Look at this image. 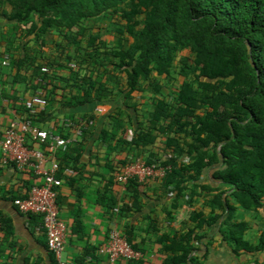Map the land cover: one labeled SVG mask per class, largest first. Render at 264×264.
<instances>
[{
    "label": "trees",
    "instance_id": "trees-1",
    "mask_svg": "<svg viewBox=\"0 0 264 264\" xmlns=\"http://www.w3.org/2000/svg\"><path fill=\"white\" fill-rule=\"evenodd\" d=\"M2 19L11 22L13 39L7 38L5 51L0 48V58L10 55L17 78L21 71L31 70L34 93L42 91L48 102L56 99L57 77L71 90L79 89L67 102L72 107L105 104V96H114L113 84H118V94L128 107L135 90L144 92L148 86L155 92L147 105V120L135 121L132 138L121 141L129 147H147L164 137L165 146L174 149L166 159L152 150L142 159L146 164L159 161L166 168L161 186L173 198L172 209L166 211L169 216L197 196L211 208L208 215L193 210L189 217L193 226L186 231L161 235L164 264H205L196 255V243L207 246L204 231L219 222L225 225L224 240L235 254L264 252V230L252 244L246 238L247 221L235 220L238 205L264 208V0H0ZM102 21L108 22L106 33H113L111 45L101 36L88 35V22ZM50 45L57 57L45 55ZM183 49L195 57L182 59L177 71L174 61ZM13 50L24 56L14 57ZM62 69L69 70V76L59 75ZM122 73L127 75L125 81ZM176 74L183 77L178 86ZM164 87L169 94L162 95ZM23 115L31 116L26 107ZM32 117L39 122L46 112L39 109ZM111 117L121 122L120 117ZM129 117L133 121L130 113ZM95 118L92 115L89 121ZM91 133L85 128L82 140L58 153V178L65 168H77L80 152H75ZM115 136L106 129L101 135L111 149ZM130 160L126 156L110 166L113 175L100 191L98 201L110 217L116 213L130 217L140 209L138 201L130 204L114 193L117 184H124L115 165L122 171ZM67 178L73 184V178ZM33 185L26 182V191L13 200L27 197ZM124 185L126 195L137 193L139 177H130ZM29 216L42 223L40 216ZM151 225L155 227L154 220ZM122 232L139 249L134 226L127 224ZM46 246L49 250L47 239ZM98 251L92 250V258L97 259ZM90 254L81 263L86 264Z\"/></svg>",
    "mask_w": 264,
    "mask_h": 264
},
{
    "label": "crops",
    "instance_id": "crops-1",
    "mask_svg": "<svg viewBox=\"0 0 264 264\" xmlns=\"http://www.w3.org/2000/svg\"><path fill=\"white\" fill-rule=\"evenodd\" d=\"M12 24L8 20H0V48L5 51L7 38L10 36ZM56 40L59 39L55 35ZM104 39L105 36H104ZM20 41V40H19ZM27 39L25 42H28ZM23 43V46H24ZM17 43L16 45H18ZM32 47L33 42L27 44ZM14 57L24 56L23 52H14ZM47 57H57L59 55L55 47L45 49ZM3 58H0V132H2L12 121L21 120L25 105L24 101L34 94L35 78L32 71L23 70L21 77L17 78L18 68L14 60L10 59L8 66L3 65ZM59 75L69 76V70L62 69ZM126 73H122L123 80H126ZM59 85L56 90V99L47 103L44 108L46 117L35 124L41 128H52L62 135H73L76 126L69 125L84 122L87 130L92 131L84 144L77 147L80 152L77 168H65L64 176L61 178L59 191V214L61 219L67 225V244L64 257L72 264H83L81 258L87 255L86 264H109L107 256L100 253L97 259L92 258V250L99 249L106 241L111 229L118 228L123 231L127 224L135 228V240L143 256L130 264H164L166 257L161 252V244L158 239L165 233L173 235L176 231H186L193 226L190 222V213L193 210H202L206 215L210 214L211 208L204 204V197H195L191 205L183 204L178 210L173 211V216H169L166 211L172 209V195L164 193L161 186L162 177H147L140 180V186L137 193L126 195V185L117 184L114 187V193L119 192L120 197L132 204L138 201L140 209L133 212L130 217H120L118 213L111 216L106 213L98 199L100 191L106 187L113 171L110 166L114 165L120 159L128 156L130 159L139 157L147 158L150 151H157L163 159L161 152H173V148H168L164 144V137L158 138L153 146L129 147L122 143V139H131L135 129V121H146L148 118L147 107L144 117L141 116V108L144 106L142 95H136L133 92L130 107L125 104L126 99L118 94V84L111 85L113 97L102 101L108 106L106 111H98L96 103H87L83 106L72 107L67 102L73 93H79V89L71 90L66 83L59 77L56 78ZM116 85V86H115ZM52 88V85L49 86ZM117 87V88H116ZM65 88V89H64ZM152 98V97H151ZM148 105V104H147ZM43 110V109H42ZM130 115L133 121L130 120ZM96 116L91 120V116ZM111 116L121 118L120 123H116ZM84 128V129H85ZM109 131V136H115L113 140V149L109 142L102 139V131ZM130 134V135H129ZM83 135L79 141L82 140ZM37 146V144H34ZM116 147V148H115ZM169 157V156H168ZM167 157V158H168ZM46 166H50V162ZM117 171L121 168L115 165ZM70 169V170H68ZM67 177L73 178L71 184ZM208 178L207 172L205 177ZM42 177L32 168L23 170L18 169L14 164H3L0 162V264H52V256L46 246V235L38 231L35 227L37 217L26 215L19 211L14 203L13 197L26 191L25 183L38 184ZM126 195V197H125ZM234 203H237L233 199ZM122 201H120V204ZM39 216V215H35ZM78 220L81 226H78ZM155 221V227H152L151 221ZM235 220L247 221L249 229L246 238L256 244L264 230V208L256 210L254 208H245L237 206ZM6 230L2 228L3 223ZM225 225L220 222L208 227L206 232V244L196 243L198 255L205 264H258L264 263V252H245L235 254L227 241L224 240L222 230ZM7 232V233H6ZM210 243V244H209ZM206 254V257L204 255ZM127 261L120 259L116 264H127ZM199 264V263H196Z\"/></svg>",
    "mask_w": 264,
    "mask_h": 264
},
{
    "label": "built area",
    "instance_id": "built-area-1",
    "mask_svg": "<svg viewBox=\"0 0 264 264\" xmlns=\"http://www.w3.org/2000/svg\"><path fill=\"white\" fill-rule=\"evenodd\" d=\"M10 55L4 54L2 63L10 64ZM47 70L46 67L43 68ZM48 100L42 91L32 94L24 101L25 107L31 116H22L21 120L12 121L2 132H0V156L3 164H16L18 169L32 168L42 179L38 184L32 186L25 198L15 199L14 203L19 211L29 215H39L42 223L35 228L45 231L49 250L54 254L55 264H72L65 257L67 244V225L59 214V191L61 178L57 177L60 169L57 155L69 146L77 143L84 133V122L69 125L76 126L73 135H62L52 128H41L37 126L32 115L37 114L47 106ZM98 111H106L108 106L98 104ZM37 146L30 147V143ZM45 146V148H42ZM50 162V166H46ZM70 170V169H68ZM71 171V170H70ZM166 168L159 161L146 164L141 158L130 160V164L122 171L116 173L118 180L124 184L133 176L139 180L147 177H163ZM98 253L109 258V264H116L120 259L138 260L143 256L140 249H135L126 235L118 228L110 230L106 243L99 248Z\"/></svg>",
    "mask_w": 264,
    "mask_h": 264
},
{
    "label": "rangeland",
    "instance_id": "rangeland-1",
    "mask_svg": "<svg viewBox=\"0 0 264 264\" xmlns=\"http://www.w3.org/2000/svg\"><path fill=\"white\" fill-rule=\"evenodd\" d=\"M88 25H89L88 35L89 34L95 35V36L97 35V36H101L103 38L105 36L107 43L110 45L113 44V38H114L113 33L111 31L106 33V28L108 25L107 21L95 22V23L94 22H88ZM129 38H130V41H133V39L131 37H129ZM188 55L191 57V59H193L195 57V53L194 52L191 53L188 49H183V50H180L178 52L177 59L174 61L175 65L177 66V68H176L177 71L181 66L182 59H184ZM124 76H126V74H124ZM182 80H183V77L179 76V74H176L175 79H174V84L176 86H178ZM169 92H170V90L166 87H164L162 89V95H167V94H169ZM136 95H138V96L142 95V97H143L142 99L145 102L144 106L140 107L141 108V112H140L141 116L144 117V114H146L144 112H146V110H147V104L150 103L151 97H153L155 95V92L150 87L147 86V89L144 92H136ZM169 153H170V149L168 151L161 152V155H162V157L167 158L170 155ZM136 158H139V157H136Z\"/></svg>",
    "mask_w": 264,
    "mask_h": 264
}]
</instances>
